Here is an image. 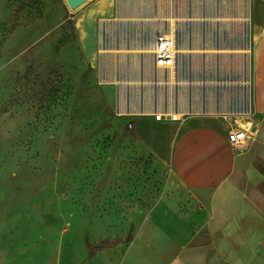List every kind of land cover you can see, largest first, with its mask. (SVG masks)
<instances>
[{"label":"rangeland","instance_id":"1","mask_svg":"<svg viewBox=\"0 0 264 264\" xmlns=\"http://www.w3.org/2000/svg\"><path fill=\"white\" fill-rule=\"evenodd\" d=\"M90 1L72 9L67 0H0V264H39L37 247L77 227L84 228L74 249L79 264L92 262L91 252L119 263L141 231L175 245L174 258L178 239L164 234L179 225L163 218L202 213L109 101L105 63L89 59L80 37V28L101 21L82 10ZM170 22L175 29L174 16ZM203 65L215 68L203 74L204 103L224 100L234 123L247 126L243 109L256 81L264 93V79L253 71L248 78L242 64ZM250 215L264 216V208ZM186 224L191 232L201 225Z\"/></svg>","mask_w":264,"mask_h":264},{"label":"crops","instance_id":"2","mask_svg":"<svg viewBox=\"0 0 264 264\" xmlns=\"http://www.w3.org/2000/svg\"><path fill=\"white\" fill-rule=\"evenodd\" d=\"M82 10L101 20L79 31L89 59L97 61L98 55L105 63L104 88L114 110L202 209L163 218L179 225L177 232L164 234L178 239L177 257L172 258L175 245L141 231L123 259L110 264H264V216L250 215L251 208H264V93L256 81L254 101L243 109L252 142L242 152L228 140L235 124L232 108L224 100L211 104L203 98L204 71L215 69L204 63L220 64L219 71L242 64L248 78L264 79V0H91ZM172 16L180 53L174 69L157 71L155 35L170 27ZM241 208H246L242 214ZM256 220L258 230L245 225ZM192 221L201 224L194 232L186 224ZM237 223L244 224L242 231L234 230ZM83 231L54 235L49 246L35 249L36 262L79 264L74 249ZM89 259L107 264L100 252Z\"/></svg>","mask_w":264,"mask_h":264},{"label":"built area","instance_id":"3","mask_svg":"<svg viewBox=\"0 0 264 264\" xmlns=\"http://www.w3.org/2000/svg\"><path fill=\"white\" fill-rule=\"evenodd\" d=\"M179 53L175 29L168 27L156 32L152 54L157 71L174 69ZM162 116L163 114H157L156 118L161 119ZM169 117L173 120L177 119V115L173 113L169 114ZM228 140L236 152H242L250 148L252 137L247 126L243 127L235 123L228 131Z\"/></svg>","mask_w":264,"mask_h":264},{"label":"water","instance_id":"4","mask_svg":"<svg viewBox=\"0 0 264 264\" xmlns=\"http://www.w3.org/2000/svg\"><path fill=\"white\" fill-rule=\"evenodd\" d=\"M88 0H67L72 9H77Z\"/></svg>","mask_w":264,"mask_h":264},{"label":"trees","instance_id":"5","mask_svg":"<svg viewBox=\"0 0 264 264\" xmlns=\"http://www.w3.org/2000/svg\"><path fill=\"white\" fill-rule=\"evenodd\" d=\"M93 254H94V253H93V252H91V253H90V257H92V256H93Z\"/></svg>","mask_w":264,"mask_h":264}]
</instances>
